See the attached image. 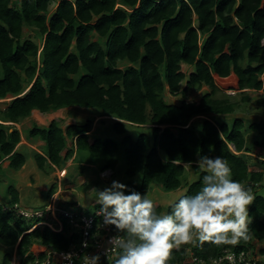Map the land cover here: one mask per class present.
<instances>
[{
  "label": "trees",
  "instance_id": "16d2710c",
  "mask_svg": "<svg viewBox=\"0 0 264 264\" xmlns=\"http://www.w3.org/2000/svg\"><path fill=\"white\" fill-rule=\"evenodd\" d=\"M55 2L0 0V101L13 98L0 103V169L5 160L15 170L25 166L27 159L17 149L22 133L15 125L33 111L90 109L116 119L120 135H126L127 124L150 126L152 135L137 140L126 135L122 144L111 139L92 143L93 119L66 130L56 121L48 127L34 124L27 138L46 144L45 156L34 152L41 171L48 161L60 167L87 152L103 161L102 173H115L122 155L127 175L141 176L140 184L129 181V187L148 194L157 183L168 192L185 187L186 194H195L204 174L195 165L197 151L222 156L233 179L252 188L250 239L234 246H180L171 250L166 264H189L188 248L208 261L226 250L251 251L254 242H263L264 196L258 188L264 183V120L249 127L243 119L223 120L241 104L217 96L216 81L235 77L238 84L228 89L239 91L242 103L251 101V92L261 93L257 105L264 108V0H62L50 14ZM26 29L34 30L41 43L26 36ZM185 67L192 70L185 72ZM203 88L210 92L188 102L192 92ZM166 91L181 95V103L169 104ZM190 161L197 176L191 183ZM10 193L7 205L13 207L19 193L13 188ZM164 209L158 207L166 212L169 206ZM32 225L0 207V246L5 248L0 264H12L14 256L20 264L43 260L44 253L32 252L35 245L62 252L78 243L68 228L63 233L48 227L30 231Z\"/></svg>",
  "mask_w": 264,
  "mask_h": 264
},
{
  "label": "clouds",
  "instance_id": "9594fccd",
  "mask_svg": "<svg viewBox=\"0 0 264 264\" xmlns=\"http://www.w3.org/2000/svg\"><path fill=\"white\" fill-rule=\"evenodd\" d=\"M196 155L195 165L204 173L199 191L180 195L166 212L158 211L146 192L119 180L102 189L92 187L89 199L99 206L95 216L101 218V228L112 227L114 234L104 241L103 254L87 253L80 264H102V255L107 258L112 252L113 264H166L171 250L183 244L234 246L248 241L252 188L233 179L232 168L222 156L199 151ZM192 163L186 164L191 168ZM81 247L87 249L88 241H82ZM78 257L73 252L62 254L67 264H76Z\"/></svg>",
  "mask_w": 264,
  "mask_h": 264
},
{
  "label": "rangeland",
  "instance_id": "374dc122",
  "mask_svg": "<svg viewBox=\"0 0 264 264\" xmlns=\"http://www.w3.org/2000/svg\"><path fill=\"white\" fill-rule=\"evenodd\" d=\"M54 8L56 5H53ZM52 9V8H51ZM26 36L37 38V41L41 43V39L38 38L37 33L34 30H25ZM128 64H122L121 67L125 68ZM185 72H190L192 69L185 67ZM232 79H218L216 82L220 87V92L217 94L219 97L224 95L232 97L233 101L240 102L241 106L237 111L232 115L222 116L225 121H232L234 119H243L247 127L253 123H260L264 120V108L257 105V99L261 93L251 92V101L248 103H242V94L239 91H230L228 85L232 82ZM234 82V81H233ZM236 82V81H235ZM235 84V83H233ZM186 88V82L182 84V90ZM208 88H203L200 91L192 92L188 98V102H199L204 95L209 93ZM166 101L169 104H179L182 101L181 95H171L169 91H166L164 94ZM13 98L9 97L8 99L2 102H10ZM98 114L94 113L90 109H83L79 107H72L67 109H61L56 112L51 113H35V115L25 119L20 124L15 125L16 128L22 132L23 137H25L26 144L20 150L22 154L25 155L27 162L25 166L20 170H15L9 167L10 162L5 160L3 162V167L0 169V201L8 203L11 199L10 188H13L19 193L20 206L29 211L34 210H44L46 205L49 203L48 194L52 188L54 191H63V195L59 198V203L66 208H79L80 210L94 211L98 206H94L93 202L90 201L89 197L91 195L90 189L92 187L103 188L104 186L110 184L112 180H119L125 184L129 181L141 183V176L137 174L136 177L130 178L126 171L128 169L127 161L122 155H118L120 159L118 168L116 172L109 170L108 175L102 176L100 167L103 164L102 160H93L91 159L89 153L83 152L79 158L74 160V157L68 162H64L60 167H53L50 162L46 164V167L41 171L35 161V153L45 155L46 144L40 142L36 139L30 141L27 139L28 130L32 129L34 124L40 127H48L53 121L58 122L61 127L66 130L69 126L74 124H84L87 120L93 119V127L96 130L90 132V141L93 143L96 139H111L119 144H122L123 139L126 135L131 136L134 140H137L141 134L152 135V130L150 126L140 127L137 125L127 124L126 125V135L118 134L114 129L115 120L110 118L99 119ZM164 128V127H163ZM93 130V129H92ZM248 137H251L250 140L255 139V135L249 134ZM43 143L45 145H39ZM68 147H72V142L68 141ZM31 148V150H30ZM32 148H34L32 150ZM231 148H233L231 146ZM64 154V153H63ZM257 150L251 154L254 160L257 159ZM188 181L195 182L197 176L192 172L191 168L187 166ZM188 188L179 189L176 191L168 192L165 191L161 185L153 183L151 190L148 193L150 199H152L158 206L167 208L171 203H173L180 195L186 194ZM258 193L264 196V183L258 188ZM164 209V210H165ZM46 221H50L49 216L44 218ZM33 224V222H32ZM260 243V242H259ZM195 244L191 243L189 247H193ZM188 246V245H187ZM190 249V248H189ZM264 241L256 245L252 253L255 254V257L263 262L264 261ZM5 248L0 246V262L2 261ZM189 252V250H188ZM37 253V251H36ZM192 253H188L190 255ZM188 258V259H189ZM12 264H20V260L14 256Z\"/></svg>",
  "mask_w": 264,
  "mask_h": 264
},
{
  "label": "built area",
  "instance_id": "2783aa9c",
  "mask_svg": "<svg viewBox=\"0 0 264 264\" xmlns=\"http://www.w3.org/2000/svg\"><path fill=\"white\" fill-rule=\"evenodd\" d=\"M0 207L4 211H14V213L25 220L33 222L30 231H33L40 227H48L55 233H63L68 228L70 235L77 236L78 243L72 245L67 251H54L52 249H46L44 252L45 257L43 260H35L31 264H67L62 259V254L67 252H73L79 255L76 263L82 261L83 256L87 253L101 252L103 254L104 241L114 234L112 227L101 228V218L95 216L96 209L94 211L80 210L79 208H66L59 203L58 195L53 196L50 202L46 205L45 209L29 211L23 209L20 204H15L13 207L0 202ZM49 216L50 221H46L44 218ZM82 241H88L89 247L84 249L81 247ZM190 244H183L181 246ZM188 253H192L187 257L189 264H260L255 254L251 251H242L240 253L226 250L223 255L210 259L208 261L195 256L193 251L189 249ZM116 258L115 252L109 253L105 258L102 255V262L113 264ZM189 258V259H188ZM231 258V259H230Z\"/></svg>",
  "mask_w": 264,
  "mask_h": 264
},
{
  "label": "crops",
  "instance_id": "0c3cea01",
  "mask_svg": "<svg viewBox=\"0 0 264 264\" xmlns=\"http://www.w3.org/2000/svg\"><path fill=\"white\" fill-rule=\"evenodd\" d=\"M62 0H56V2L54 3L55 5H56V7L54 8V4L52 5V9H51V12H50V14H52L56 9H57V7H58V5L60 4V2H61ZM72 1H75V0H72ZM232 80H230V81H232L231 83H235V84H238L237 83V80H236V78L235 77H232L231 78ZM218 80V79H217ZM223 80V79H222ZM234 81V82H233ZM236 81V82H235ZM39 111H33L32 112V115H35V113H38ZM41 113V112H40ZM31 115V116H32ZM99 119L101 118V120H99V121H102V119H107V118H110V117H98ZM30 119H31V117H30ZM110 119H112V120H115L116 121V119H113V118H110ZM18 126V125H17ZM96 130V128H94L93 127V132ZM22 133V132H21ZM28 139V138H27ZM30 141H34L35 139H29ZM24 142L25 143H27L26 142V139H25V137H23V134H22V141H21V143H20V145L17 147V149H18V151L20 152V150L22 149V148H26L27 149V147H24L26 144H24ZM41 142V141H40ZM39 145H45V144H43V143H39ZM34 148H32V150H33ZM30 150H31V148H30ZM21 153V152H20ZM43 156H45V155H43ZM74 160H75V156H74ZM27 162V161H26ZM2 167H3V164H2ZM54 167V166H53ZM104 173H108V171H106V172H104ZM58 195V200H59V198L63 195V191H61V190H59V191H55L54 193H53V195L49 198V201H50V199L53 197V196H57ZM19 203H20V201H19ZM258 244H260V243H258V242H254L253 243V249H252V251H254V249H255V247H256V245H258ZM46 247H43V246H38V245H35L33 248H32V252L35 254V255H39V254H42V253H44L45 251H46ZM36 251H37V253H36ZM262 261V260H261Z\"/></svg>",
  "mask_w": 264,
  "mask_h": 264
}]
</instances>
